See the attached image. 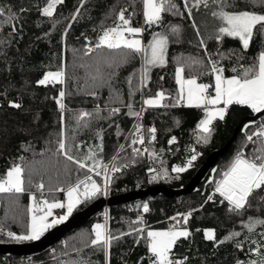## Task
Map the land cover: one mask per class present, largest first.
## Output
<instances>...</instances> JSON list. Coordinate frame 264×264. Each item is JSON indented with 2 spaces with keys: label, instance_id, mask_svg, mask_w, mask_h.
Masks as SVG:
<instances>
[{
  "label": "trees",
  "instance_id": "1",
  "mask_svg": "<svg viewBox=\"0 0 264 264\" xmlns=\"http://www.w3.org/2000/svg\"><path fill=\"white\" fill-rule=\"evenodd\" d=\"M172 3L175 8L148 25L142 0H63L51 17L41 12L47 0H0L4 12L0 15V179L12 166L23 169V191L0 192V242L14 241L7 236L9 231L15 234L27 230L32 193L34 201L62 195L65 188L88 176L102 185L105 166H120L119 172L109 174L107 194L155 184L172 188L185 185L208 153L223 146L239 121L253 113L247 106L232 104L223 121H213L208 142L199 140L202 133L197 125L205 111L180 100L177 67L183 68L184 77H195L211 91L215 73L209 60L218 62L224 77L237 75L256 63L264 49V34L258 27L247 50L238 38L222 36L218 41L222 21L211 14L217 10L212 0L208 7L197 5V0ZM223 6L229 12L264 14L261 0H224ZM121 11L130 26L141 29L143 48L157 36L166 38L163 64L145 65L143 52L96 47L105 29L121 23ZM173 27L178 32H173ZM48 70L63 71V82L39 85L37 81ZM61 91L65 93L63 109L56 103ZM157 92L164 94L161 104L144 105L145 98ZM11 103L21 106L14 108ZM82 112L91 115L78 119ZM261 125L264 115L245 121L227 152L195 190L116 202L45 251L31 256L0 253V264H150L146 229L179 225L185 226L190 235L177 239L171 259L183 264H264V224H255L251 231L246 227L264 220V188L255 191L248 206L237 211L230 210L228 202L215 191V182L237 153L254 155L259 141L246 137ZM136 126H140L139 133ZM151 128L156 129L154 134L149 132ZM141 135L144 142L139 148V143L132 141ZM173 137L175 142L169 144ZM62 138L76 159L93 154L94 159L86 163L93 167L99 161L101 167L96 171L101 174L67 160L58 151ZM133 148L143 154L135 155ZM193 152L197 159L188 165ZM174 167L185 171L175 172ZM39 184L44 188L37 189ZM96 197L81 200L73 212ZM134 203L148 205L144 222L140 206L129 209ZM105 211L107 234L118 237L110 241L107 256L102 246L91 244L95 221ZM189 213L185 223L182 217ZM206 228L212 229L213 239L205 237Z\"/></svg>",
  "mask_w": 264,
  "mask_h": 264
},
{
  "label": "snow or ice",
  "instance_id": "2",
  "mask_svg": "<svg viewBox=\"0 0 264 264\" xmlns=\"http://www.w3.org/2000/svg\"><path fill=\"white\" fill-rule=\"evenodd\" d=\"M143 2V16L146 24L151 25L158 22L161 19V14L165 11L175 8V4L172 0H142ZM264 3V0H261ZM63 3V0H47V5L41 10L42 15L51 17L56 5ZM203 4L204 7L209 6V0H197V5ZM213 4L217 5V10L212 11V16L222 21V26L218 28V35L216 39L219 41L222 36H228L232 38H238L243 48L247 50L250 46L251 40L254 38L255 30L259 27L262 34H264V14H258L251 11H238L229 12L224 10V0H212ZM4 12L0 10V15ZM10 17L9 19H14ZM75 19V17H73ZM118 20L121 22L115 27L105 29L103 34L99 37V43L96 47H107L108 49L125 48L133 53H144L145 65H157L163 64V57L165 52V46L167 40L163 36H157L147 46L143 48L141 42L138 39H128L125 36L127 33L129 36H134L141 32L140 28L130 26V20L124 15V11H121L118 15ZM15 30V29H13ZM173 32H178V29L173 27ZM203 45V41H201ZM91 51V49H88ZM211 64L212 72L215 73V95L209 96L207 94L209 85L198 84L196 79H184L182 76L183 68L178 67L176 69V82L179 85V98L180 100L187 101L188 106H194L197 108L203 107L205 111V118L202 119L197 125L202 135L199 140L203 143H207L209 136L211 135L213 121L219 119L223 121L225 119L228 107L232 104L247 106L254 113L264 112V50L260 51L256 57V63L252 66L243 69L237 75L231 78H225L223 76V69L217 66L218 62L209 60ZM235 72L236 69H233ZM145 75L147 68L144 69ZM64 73L63 71L47 72L44 77L37 81L39 85H46L48 83H62ZM65 93L60 92L59 98L56 103L63 109L62 98ZM165 99L162 92H157L155 98L145 99L144 105L153 107L159 106L161 101ZM179 103V100L177 101ZM223 104V107H216L217 105ZM20 104L11 103V107L20 108ZM212 106V107H208ZM129 107H131L129 105ZM113 112L119 111L113 109ZM132 115L139 116V113H131ZM91 115L90 113H81L78 119H83L86 116ZM248 128L249 125H245ZM155 128L149 129V132L154 134ZM140 132V126H136V133ZM63 136V133H61ZM256 137L259 141V147L256 148L255 153L251 157H245L243 152L237 153L232 164L229 166L227 171L223 173V179L216 183L215 191L219 193L224 200L231 206L230 210L237 211L248 206L249 197L257 190L264 188V125H261L257 132H253L247 135L248 141H253ZM154 139V135H153ZM143 136H139L133 139L132 144H143ZM175 138L169 140V144L174 143ZM77 148L79 145L76 146ZM123 147V146H121ZM58 151L66 157L67 160L76 164L79 168L84 169L88 167L86 160L94 159L93 154H89L84 160H78L73 157L71 148H69L64 139L58 141ZM147 151V149H144ZM135 155L143 154L140 149L133 148ZM150 156L154 154H149ZM115 159V158H114ZM197 159V154L193 152L191 159L188 161V165H191L192 161ZM101 165L99 161H96L93 167H88V170L96 171ZM22 171L20 166H14L7 174L6 179L0 180V192H11L17 193L22 192ZM120 166L113 164L109 169L107 166L103 168L105 182L103 188L99 186L90 176L86 177V180L79 181L76 185L70 186L67 190V203H49L43 201L41 205L36 208L37 213L40 215L33 214L31 220L27 226V233L24 235H15L12 232H7V236L13 240H37L45 231L50 229L56 224L62 223L66 220L81 203V197L84 199H91L96 197L98 194H106L107 186L110 183L111 176L109 172H119ZM175 172H183L185 168H173ZM97 175L101 173L96 171ZM83 186V190H81ZM38 189H43L44 185H37ZM212 199L211 196L208 197ZM45 207L47 211H45ZM53 208H66V213L59 218H54L49 222L48 217L51 216V210ZM143 209L145 212L148 211V205L144 204ZM32 212V209L29 210ZM189 214L184 215L182 218L186 223L189 218ZM175 219V218H173ZM255 224H264V220H256L253 224L246 225L251 231ZM0 231H3L0 229ZM138 231H143L139 229ZM92 232L94 233V239L91 240L93 246H102L107 256V248L109 243L113 239L110 234L106 235L105 225L95 224ZM190 233L187 229L181 230H168V231H148L147 232V249L150 253L149 261L150 264H183L182 261L173 260L170 258L173 246L176 244L177 239L180 237L187 238ZM233 235H239V233H233ZM207 239H213V233L211 231L205 232ZM252 264H256L255 261Z\"/></svg>",
  "mask_w": 264,
  "mask_h": 264
},
{
  "label": "water",
  "instance_id": "3",
  "mask_svg": "<svg viewBox=\"0 0 264 264\" xmlns=\"http://www.w3.org/2000/svg\"><path fill=\"white\" fill-rule=\"evenodd\" d=\"M261 115H264V112H253L251 114L245 115L234 127L231 137L225 142L223 146L214 148L208 153L205 160L198 166L185 185L178 188H172L165 184H155L147 187L128 190L119 194L98 196L84 207L72 212V214L62 223L56 224L45 231L44 234L37 240L0 242V253L6 255L18 254L24 256H31L41 253L53 246L55 242L63 238L68 232L83 225L94 215L116 202L135 201L143 197L156 195L159 193L177 196L195 190L198 183L205 179L209 171L216 163L217 159L227 152L232 140L236 137L243 123L247 120L257 119Z\"/></svg>",
  "mask_w": 264,
  "mask_h": 264
},
{
  "label": "rangeland",
  "instance_id": "4",
  "mask_svg": "<svg viewBox=\"0 0 264 264\" xmlns=\"http://www.w3.org/2000/svg\"><path fill=\"white\" fill-rule=\"evenodd\" d=\"M125 36H126V38H128V39H138V40H140V42H141V46H142V39L139 37V35L138 34H136V35H134V36H128L127 35V33H125ZM264 50V49H263ZM178 67H180V66H178ZM177 67V68H178ZM57 70H48V71H46L45 73H47V72H56ZM232 76H234V75H231V76H227V77H225V78H231ZM43 77H44V75H43ZM42 77V78H43ZM198 84H203V83H198ZM178 87H179V85H178ZM214 90H213V92H210V91H207V94H210L209 96H214L215 95V75H214V88H213ZM155 96L156 95H153V96H148V97H146L145 99H149V98H155ZM185 101H186V99H185ZM162 102V101H161ZM161 104V103H160ZM208 107H212V106H208ZM216 107H223V104H220V105H217ZM205 118V117H204ZM203 118V119H204ZM140 131H141V129H140ZM235 158V157H234ZM234 160V159H233ZM232 160V161H233ZM232 161H231V164H232ZM231 164H229L228 166H227V168L226 169H224V171H223V173L225 172V171H227V169L229 168V166L231 165ZM17 166V165H16ZM14 166H12V167H10L8 170H7V172L11 169V168H13ZM7 172H6V174H7ZM109 174H112V172H109ZM22 178V177H21ZM223 179V175L222 176H219V178L217 179V181L215 182V184L219 181V179ZM3 179H6V176L3 178ZM3 179H0V180H3ZM93 181H95L94 179H92ZM97 184H98V182L97 181H95ZM104 182H105V176H104V180H103V184L102 185H99V186H101V188H103V186H104ZM77 184V183H76ZM76 184H74V185H76ZM74 185H71V186H74ZM22 187H23V184H22ZM70 187V186H69ZM69 187H67V188H65L63 191H62V195H56V196H46V197H40V198H37L36 199V201H34V196H33V193L30 195V199H29V210L30 209H32V212H30L29 211V222H30V220H31V216L33 215V214H36V215H40L41 213H37L36 212V208H37V206L38 205H41L42 204V202L43 201H48L49 203H55V202H60V203H64V204H66L67 203V199H68V197H67V190H68V188ZM215 188H216V186H215ZM38 189V188H37ZM81 190H83V186H81ZM107 191H108V186H107ZM102 195H105V196H107L108 194L106 193V194H100V196H102ZM84 198L83 197H81V200H83ZM45 211H47V208L45 207V209H44ZM66 213V208H53L52 210H51V216H49L48 217V220H49V222H51V220L52 219H54V218H59L60 216H62V215H64ZM105 215H107L106 214V211H105V213L103 214V216L101 217V218H99V220H96L95 222H97V224H102V225H105V229H106V235H107V228H106V222H107V219L105 220V219H103L104 217H105ZM29 224V223H28ZM173 229H176V230H181V229H187L185 226H183V225H179V226H174V227H161V226H151V227H148L147 229H146V236H147V232L148 231H168V230H173ZM187 231H188V229H187ZM206 231H211L212 232V229L211 228H206L205 229V232ZM27 233V230L25 231V232H21V233H15V235H24V234H26ZM14 241H17V240H14ZM23 241H26V240H23ZM147 244H148V240H147Z\"/></svg>",
  "mask_w": 264,
  "mask_h": 264
},
{
  "label": "built area",
  "instance_id": "5",
  "mask_svg": "<svg viewBox=\"0 0 264 264\" xmlns=\"http://www.w3.org/2000/svg\"><path fill=\"white\" fill-rule=\"evenodd\" d=\"M138 147H139V148H142V145L139 144ZM137 206H140V209H141V212H140V219H141L142 222H144V221H145V215H144L145 211H144V209H143V204L134 203V204H132V205H129V209H132V207L137 208ZM173 260H175V259H173Z\"/></svg>",
  "mask_w": 264,
  "mask_h": 264
},
{
  "label": "crops",
  "instance_id": "6",
  "mask_svg": "<svg viewBox=\"0 0 264 264\" xmlns=\"http://www.w3.org/2000/svg\"><path fill=\"white\" fill-rule=\"evenodd\" d=\"M144 17V16H143ZM128 35V34H127ZM139 35V37L142 39V37H141V35H140V33L138 34ZM129 36V35H128ZM183 76V75H182ZM183 78L184 79H190V78H194V79H196L195 77H193V76H189V77H184L183 76ZM196 81H197V79H196ZM197 83H201V82H199V81H197ZM213 84H214V82H213ZM213 88H214V85H213ZM213 90L214 89H212L210 92H213ZM208 95H210V94H208ZM182 102L184 103V104H187V101H185V100H182ZM188 105V104H187ZM233 162V161H232ZM220 180H222L221 178L219 179V181ZM96 224H97V222H96Z\"/></svg>",
  "mask_w": 264,
  "mask_h": 264
}]
</instances>
